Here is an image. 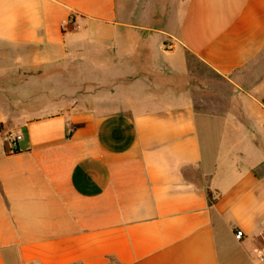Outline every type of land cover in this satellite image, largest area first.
Returning <instances> with one entry per match:
<instances>
[{
    "label": "crops",
    "instance_id": "0c3cea01",
    "mask_svg": "<svg viewBox=\"0 0 264 264\" xmlns=\"http://www.w3.org/2000/svg\"><path fill=\"white\" fill-rule=\"evenodd\" d=\"M263 52L264 0H0V264H264V82L187 58Z\"/></svg>",
    "mask_w": 264,
    "mask_h": 264
},
{
    "label": "rangeland",
    "instance_id": "374dc122",
    "mask_svg": "<svg viewBox=\"0 0 264 264\" xmlns=\"http://www.w3.org/2000/svg\"><path fill=\"white\" fill-rule=\"evenodd\" d=\"M187 58L190 65V76L194 87H196L198 106L202 111L225 114L229 111L227 108L232 107L230 103L241 102L240 95L244 92V88L252 86L254 83L264 82V52L258 59L238 72L237 81L241 86L215 73L194 55L187 54ZM233 107L235 108V106ZM228 244L230 251L237 253L238 246L231 242Z\"/></svg>",
    "mask_w": 264,
    "mask_h": 264
},
{
    "label": "built area",
    "instance_id": "2783aa9c",
    "mask_svg": "<svg viewBox=\"0 0 264 264\" xmlns=\"http://www.w3.org/2000/svg\"><path fill=\"white\" fill-rule=\"evenodd\" d=\"M73 22V19L71 16H69L67 19L62 20L61 25L62 28L66 27L70 23ZM21 138V134L15 130H6L3 133V140L5 143L9 145L11 148H15L18 144L19 139ZM243 236V231L242 230H237L236 231V237L238 239H241ZM264 259V254L262 255Z\"/></svg>",
    "mask_w": 264,
    "mask_h": 264
},
{
    "label": "trees",
    "instance_id": "16d2710c",
    "mask_svg": "<svg viewBox=\"0 0 264 264\" xmlns=\"http://www.w3.org/2000/svg\"><path fill=\"white\" fill-rule=\"evenodd\" d=\"M208 194H209V196H210V203H214L216 199H214V198L212 197L210 191H208ZM109 264H116V263H115V262H110Z\"/></svg>",
    "mask_w": 264,
    "mask_h": 264
}]
</instances>
